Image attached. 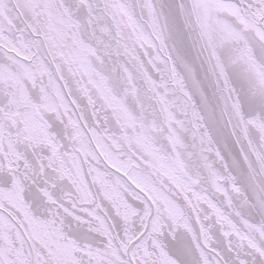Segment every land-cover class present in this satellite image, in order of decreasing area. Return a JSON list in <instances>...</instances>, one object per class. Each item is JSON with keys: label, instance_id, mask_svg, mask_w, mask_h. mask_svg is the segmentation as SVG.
I'll list each match as a JSON object with an SVG mask.
<instances>
[{"label": "snow or ice", "instance_id": "1", "mask_svg": "<svg viewBox=\"0 0 264 264\" xmlns=\"http://www.w3.org/2000/svg\"><path fill=\"white\" fill-rule=\"evenodd\" d=\"M0 264H264V0H0Z\"/></svg>", "mask_w": 264, "mask_h": 264}]
</instances>
